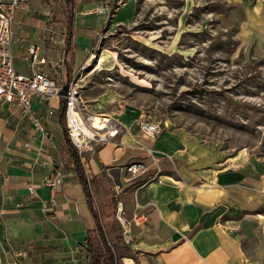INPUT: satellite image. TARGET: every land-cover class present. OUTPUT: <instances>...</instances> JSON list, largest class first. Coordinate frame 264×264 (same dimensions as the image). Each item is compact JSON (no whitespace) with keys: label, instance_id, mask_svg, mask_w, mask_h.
<instances>
[{"label":"crops","instance_id":"0c3cea01","mask_svg":"<svg viewBox=\"0 0 264 264\" xmlns=\"http://www.w3.org/2000/svg\"><path fill=\"white\" fill-rule=\"evenodd\" d=\"M217 1L227 8L228 26L240 21L243 30L264 36V0ZM74 2L73 50L92 43L91 29L101 18L84 13L99 7L102 0ZM30 4L29 15L15 14L13 60L24 61V45L41 44L44 10L51 0H37L36 9L32 0ZM66 57L69 62V54ZM14 69L24 74L16 64ZM50 105L57 107L56 102ZM45 107L32 101L33 114L41 118L53 140L37 133L30 119H21L17 107L0 106V211L5 224V229L0 227V241L6 239L13 252L23 254L21 264H92L85 239L96 221L60 136L64 124L59 113L47 119ZM149 148L156 152L150 155ZM168 156L170 160L164 158ZM83 157L100 225L109 247L123 257L121 264H264V216L236 218L231 211L236 201L231 200L228 160L217 163L204 152L191 151L178 135L163 133L155 141L146 140L129 123L109 143ZM131 161L143 162L148 171L130 176L123 167ZM58 173L60 184L42 185L43 177ZM155 175L159 180H148ZM29 188L36 198L29 196ZM117 208L131 225L130 244L122 240ZM8 260L16 264L15 257ZM4 261L0 249V264Z\"/></svg>","mask_w":264,"mask_h":264},{"label":"rangeland","instance_id":"374dc122","mask_svg":"<svg viewBox=\"0 0 264 264\" xmlns=\"http://www.w3.org/2000/svg\"><path fill=\"white\" fill-rule=\"evenodd\" d=\"M226 10L217 0H110L60 82L79 81L91 116L132 124L140 137L138 121L160 120L157 138L178 135L228 160L231 211L264 216V36L228 26ZM13 61L30 74L29 62Z\"/></svg>","mask_w":264,"mask_h":264},{"label":"built area","instance_id":"2783aa9c","mask_svg":"<svg viewBox=\"0 0 264 264\" xmlns=\"http://www.w3.org/2000/svg\"><path fill=\"white\" fill-rule=\"evenodd\" d=\"M62 3L63 0H51V4L46 6L44 10L46 23L42 30L41 44L28 43L23 46L25 56L22 59L29 62L30 68V74L24 75L14 69L10 45L13 40L12 27L15 24L16 11L29 15L31 13L30 0H0V106L5 103L17 107L20 110L21 119H30L33 129L50 140H53V137L47 131L41 118L33 114L32 101L36 100L46 106L44 114L47 119L57 117L59 112L62 113L64 133L77 155L82 156L88 151H94L99 146L109 143L123 131V128L109 117L102 116L100 118L103 122L100 124L104 129L102 131L95 129L92 126V116L88 113L81 98L79 81L72 79L66 83L60 82L66 67L64 60L67 40L66 27L57 24L56 11L60 9ZM109 4L110 0H105L104 4L84 14H106ZM65 85H67V91L62 94ZM52 102H56V108L50 105ZM137 126L141 137L155 141L162 131L163 122L140 120ZM28 146L27 144L26 147ZM147 152L152 155L156 151L149 148ZM154 158L156 164L158 160ZM164 158L171 159L169 156ZM123 170L130 176L137 177L145 174L148 167L143 162L131 161L124 165ZM59 177V173L52 177L45 176L42 179V185L54 188L60 184ZM155 179L159 180L156 175L148 180ZM28 193L31 198L37 197L33 188H29ZM115 217L121 228L123 242L130 244L132 241L131 225L124 218L121 208H117ZM0 227L5 229L1 211ZM0 249L5 257L3 264H10L8 260L10 255L15 257L16 264H21L19 260L23 254L13 252L6 239L0 241Z\"/></svg>","mask_w":264,"mask_h":264},{"label":"trees","instance_id":"16d2710c","mask_svg":"<svg viewBox=\"0 0 264 264\" xmlns=\"http://www.w3.org/2000/svg\"><path fill=\"white\" fill-rule=\"evenodd\" d=\"M74 11H75V2L74 0H63V3L58 9L57 24L65 26L67 30V40L65 47V57L72 51V36H73V23H74ZM70 67L67 66V70ZM58 120L64 124L63 114L59 112ZM64 146L67 149L69 160L72 164V169L74 174L80 184L82 192L86 198L89 211L96 221V227L94 230H89L85 239L88 253L90 254V259L92 264H121L122 256L119 253L113 251L105 238L103 229L99 222V214L96 205L93 202L91 184L92 181L88 180L83 169L80 157L77 155L75 149L69 143L65 133H64Z\"/></svg>","mask_w":264,"mask_h":264},{"label":"bare ground","instance_id":"6f19581e","mask_svg":"<svg viewBox=\"0 0 264 264\" xmlns=\"http://www.w3.org/2000/svg\"><path fill=\"white\" fill-rule=\"evenodd\" d=\"M92 126L95 128V129H98L99 131H102L104 129L103 126H101L100 123H102L103 121L101 120V118L99 116H92Z\"/></svg>","mask_w":264,"mask_h":264},{"label":"water","instance_id":"95a60500","mask_svg":"<svg viewBox=\"0 0 264 264\" xmlns=\"http://www.w3.org/2000/svg\"><path fill=\"white\" fill-rule=\"evenodd\" d=\"M66 91H67V85H65V86L63 87L62 94H65Z\"/></svg>","mask_w":264,"mask_h":264}]
</instances>
